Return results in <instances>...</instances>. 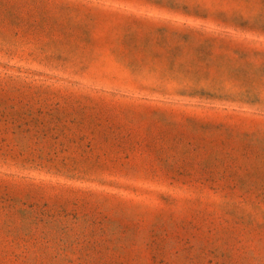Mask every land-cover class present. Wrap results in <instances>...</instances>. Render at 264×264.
Returning a JSON list of instances; mask_svg holds the SVG:
<instances>
[{
	"label": "rangeland",
	"instance_id": "obj_1",
	"mask_svg": "<svg viewBox=\"0 0 264 264\" xmlns=\"http://www.w3.org/2000/svg\"><path fill=\"white\" fill-rule=\"evenodd\" d=\"M0 264H264V0H0Z\"/></svg>",
	"mask_w": 264,
	"mask_h": 264
}]
</instances>
